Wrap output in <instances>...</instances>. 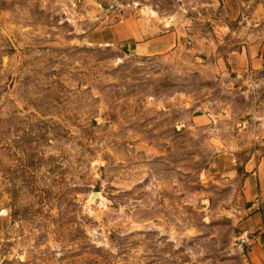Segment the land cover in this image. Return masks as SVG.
Wrapping results in <instances>:
<instances>
[{"label": "rangeland", "instance_id": "rangeland-1", "mask_svg": "<svg viewBox=\"0 0 264 264\" xmlns=\"http://www.w3.org/2000/svg\"><path fill=\"white\" fill-rule=\"evenodd\" d=\"M160 6L185 28L180 51L141 59L85 35L144 5L0 0V264H248L264 66L226 58L253 24Z\"/></svg>", "mask_w": 264, "mask_h": 264}, {"label": "crops", "instance_id": "crops-1", "mask_svg": "<svg viewBox=\"0 0 264 264\" xmlns=\"http://www.w3.org/2000/svg\"><path fill=\"white\" fill-rule=\"evenodd\" d=\"M118 5H144L143 11L150 14L135 18H122L116 22L96 27L88 31L85 38L94 44L120 48L125 54L141 59L152 57L169 58L177 56L181 41L185 36V28L178 25L177 15L168 14L160 5H222L226 23L233 29L240 23L243 14L247 24L253 29L246 31L245 44L227 56V64L231 71H246L264 66V0H110ZM150 5H158L151 9ZM155 9V10H154ZM158 14V17L154 14ZM235 32V30H234ZM218 61L216 62V64ZM264 126V125H263ZM260 140L264 144V130L253 131V141ZM259 142V141H258ZM264 147L254 148L245 162L247 171L244 181V193L249 206L245 210L239 225L242 230L243 244L246 247L248 264H264ZM236 157H215L211 166L217 171L226 169L235 172L232 164Z\"/></svg>", "mask_w": 264, "mask_h": 264}, {"label": "water", "instance_id": "water-1", "mask_svg": "<svg viewBox=\"0 0 264 264\" xmlns=\"http://www.w3.org/2000/svg\"><path fill=\"white\" fill-rule=\"evenodd\" d=\"M97 195H101L99 192H95L93 195H92V199L95 197V196H97Z\"/></svg>", "mask_w": 264, "mask_h": 264}]
</instances>
